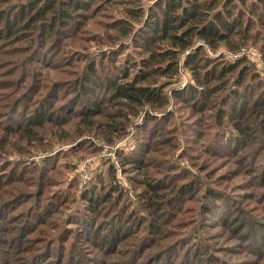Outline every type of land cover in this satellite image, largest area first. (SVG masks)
Segmentation results:
<instances>
[{
    "label": "rangeland",
    "instance_id": "1",
    "mask_svg": "<svg viewBox=\"0 0 264 264\" xmlns=\"http://www.w3.org/2000/svg\"><path fill=\"white\" fill-rule=\"evenodd\" d=\"M113 1L109 3V6L113 4L112 7L104 13L91 15L86 19L79 15L77 20H85L84 25L78 24L75 19L65 27L62 26L43 48L34 46V49L20 51L27 46V40L19 42L14 36L0 38V94L16 89L13 98L26 94L19 103L23 106L28 104L26 106L30 109L33 98L41 96L39 105L44 98H51L52 91L62 93L63 88L53 86L51 81L69 78L73 76V72L78 74L85 61L80 60L73 65H60L59 61H63L67 54H98L102 46L91 38L96 33L112 32L106 29L110 18L122 14L125 8L118 7L119 0L114 1L116 3ZM149 2L150 0H140L142 5ZM111 11L115 14L110 16L108 12ZM77 14L89 15V12L80 9ZM6 41L11 43L5 45ZM127 41L131 44L130 39ZM200 43L198 41L194 45ZM105 48L106 46L103 47ZM241 48V51L235 52H230L225 47L204 49L209 56L227 62L244 58L247 66L264 74V53L260 43H249ZM190 49L185 50L181 58ZM127 51L134 53L133 45L122 53L114 54L119 65L126 60ZM108 73L115 75V68ZM189 80L188 70L182 67L175 82L177 88L184 86ZM247 89L246 94H249L253 88L249 86ZM67 100L65 96L54 101L55 115L52 124L47 125L49 134L55 126H59L56 125L59 121L57 112ZM173 101L169 108L174 110L177 131L175 140H169L173 147L167 146V151L159 150L162 145L145 135L144 129L141 128L138 135L134 124L141 123L140 116L133 125L128 126L126 135L112 144L93 138L98 148L96 152L74 151L81 146L74 148L72 155L67 158L69 168L59 165V171L50 173L56 174V178L63 177L54 186L46 187L47 192H53L50 197L53 201L43 202L38 215L28 212L22 217V206L9 210L11 204L6 206L8 202H0V264H26L25 259L33 253L37 255L36 264H121L126 258H131L130 264H264V249L258 248L260 243H257V239H250L249 242L245 239L247 234L258 231L253 228L254 224L263 222L260 224L264 227V175L261 172V156L253 160L250 157L243 159L239 156L240 153L228 155V146L232 144L235 134L227 136L223 142L214 137L218 128L225 130L227 126H232L233 118L231 114H227L231 113V107L220 108L218 105L224 118L217 109H210L211 115L203 120L204 123L202 118L189 119V115L184 114L185 103L175 99ZM72 102L75 103V100ZM153 113L160 115L162 112ZM216 116L220 117L222 125L216 122L211 124ZM179 120L187 126L181 125ZM0 124H4L1 119ZM261 131L264 134V127H261ZM4 132L0 128V151L3 153L9 150L7 156H11V160L22 157L20 163L26 161V164H30L29 158L35 157L37 162L42 159L40 157L45 151L41 147L35 148V144H39L37 141L26 147L23 141L19 142ZM48 133L41 130L40 136L44 140H50ZM137 136L142 143L151 147L148 155L153 159L151 166L148 169L140 164L129 169L134 165L132 162L128 168L123 169L117 155L135 148ZM253 136L246 137L248 142H245L244 152L254 143L255 140L250 141ZM255 136H261V132ZM74 144H65L64 147L69 148ZM141 145L138 146V157L143 154ZM16 146L26 151L18 153L14 148ZM60 148L50 149L53 150L50 153L54 154ZM257 152V149L251 151L253 154ZM63 160L65 159L58 162ZM51 162L49 160L47 165ZM110 164L115 165L116 172L112 182L115 181L124 192L117 206L124 204L125 207L115 209L113 204L105 203L100 196L98 200L101 203L96 212H87L82 200L83 189L94 184L99 173L108 178L106 173L110 175L107 170ZM32 172L34 174L30 175ZM32 172L22 175L24 182L19 185L30 184L31 178L38 176L34 170ZM148 174L153 179L149 180ZM36 187L35 184L24 187L33 192L31 201ZM59 189L66 191V198L63 199L65 204H58L61 200L58 198L61 192ZM208 192L212 193L211 198L206 196ZM149 196L154 200L162 196L151 209L147 207L152 204L147 202ZM37 216L42 220L39 221ZM22 226L31 230L23 235L19 231ZM246 245L251 246L250 249ZM43 246L49 247V253L38 256L34 249Z\"/></svg>",
    "mask_w": 264,
    "mask_h": 264
},
{
    "label": "trees",
    "instance_id": "2",
    "mask_svg": "<svg viewBox=\"0 0 264 264\" xmlns=\"http://www.w3.org/2000/svg\"><path fill=\"white\" fill-rule=\"evenodd\" d=\"M119 1L118 7L125 8L122 14L110 18L106 29L112 32L96 33L91 38L102 46L98 54L83 55L84 57L67 54L63 61H59L60 65L85 61L78 74L73 72V76L69 78L51 81L53 86L63 88L62 93L52 91L51 98H44L39 105L41 96L33 98L30 109L26 106L28 104L23 106L19 103L26 94L13 98L16 89L0 94V99H4L0 100V119L4 122L0 124V128L17 141H23L26 147L37 141L39 144H35V148L41 147L45 151L38 162L35 157L29 158L30 164H26V161L20 163L22 157L11 160V156H7L9 150L3 153L0 151V202H8L6 206L11 204L9 210L22 206V217L28 212L38 215L43 202L52 203L50 197L53 192H47L46 187L54 186L63 176L56 178V174L50 173L59 171V165L69 168L67 158L72 155L74 148L81 146L74 151L96 152L98 148L93 138L112 144L125 136L128 126L133 125L140 116L141 123L134 124L137 133L141 128L144 129L145 135L162 145L159 150L163 152L167 151V146L173 147L169 140H175L177 129L174 110L169 106L174 99L185 103V116L189 115V119L202 118V121L210 117V109H217L223 117L218 105L220 108L231 107V113L227 114H231L233 118L232 126H227L225 130L218 128L214 137L223 142L227 136L235 134L232 144L228 146V155L235 156L240 153L239 156L243 159L250 157L253 160L261 156V172L264 175V143L259 146L264 142L261 131V127H264V74H259L247 66L244 58L227 62L209 56L204 49L209 47L216 50L218 47H225L228 51L235 52L249 43L259 42L264 53V0H150L145 5L140 0ZM110 2L111 0H0V38L14 36L19 42L27 40V46L20 51L34 49V46L43 48L62 26L65 27L72 20L76 21L79 15L86 19L91 15L104 13L112 7L113 4L109 6ZM80 9L88 10L89 15L77 14ZM114 12L108 13L111 16ZM84 21L77 20V23L84 25ZM129 39L131 44L127 41ZM198 41L201 43L194 45ZM5 43L9 45L11 42ZM130 45H133L134 53L127 51L126 60L119 65L114 54L122 53ZM189 48L190 52L181 58ZM182 67L188 70L190 80L177 88L175 82ZM112 68L116 70L115 75L108 73ZM249 86L253 89L246 94ZM65 96L67 103L57 112L59 121L56 125L59 126H55L49 134L47 125L52 124L55 115L54 101ZM175 105L182 109L178 103ZM153 112L162 113L157 115ZM213 122L219 125L223 123L217 116L213 117L211 124ZM179 123L187 126L180 120ZM41 130H46L50 140H44L40 136ZM260 132L261 136L256 137L255 134ZM249 135H254L250 141H255L244 152L245 142H248L246 137ZM136 140L135 148L117 155L123 169L128 168L132 162L134 165L129 169L140 164L148 169L151 166L153 159L148 157L151 147L142 143L138 136ZM73 143L75 144L69 148L64 147L65 144ZM139 145L142 146L143 154L138 157ZM58 147L61 148L54 154L50 153ZM14 148L18 153L26 151L18 146ZM252 149L259 152L253 154ZM2 155L5 157L2 158ZM62 158L65 159L64 162H58ZM49 160L52 162L47 165ZM17 164L19 165L16 166ZM32 169L38 176L31 178L30 184L19 185L24 182L22 175L30 174ZM107 170L110 172V175L106 173L108 178L99 173L96 175V182L83 189L82 200L87 212H96L101 203L98 200L100 196L105 203L113 204L115 209L125 207L124 204L117 206L124 192L121 186L115 181L112 182L115 165L110 164ZM33 174L34 172L30 175ZM148 176L149 180L153 179L149 174ZM33 184L37 187L31 201L33 192L24 187H31ZM59 190L60 205L66 198V191ZM206 196L211 198L212 193L208 192ZM149 197L147 202L152 204L147 207L151 209L162 196L155 200ZM37 218L42 220L39 216ZM260 223L263 222L253 225L259 232L253 231L245 239L248 242L250 239H257V243H260L258 248L263 250L264 227ZM24 226L19 231L26 235L31 229H24ZM34 250L38 256L49 253L47 246ZM130 260L131 258H126L121 264H130ZM25 261L26 264H36L37 255L33 253Z\"/></svg>",
    "mask_w": 264,
    "mask_h": 264
},
{
    "label": "built area",
    "instance_id": "3",
    "mask_svg": "<svg viewBox=\"0 0 264 264\" xmlns=\"http://www.w3.org/2000/svg\"><path fill=\"white\" fill-rule=\"evenodd\" d=\"M241 50H242V48L239 51H241Z\"/></svg>",
    "mask_w": 264,
    "mask_h": 264
}]
</instances>
